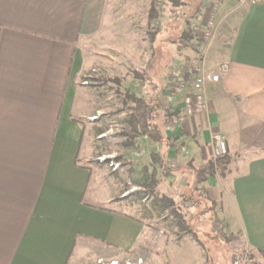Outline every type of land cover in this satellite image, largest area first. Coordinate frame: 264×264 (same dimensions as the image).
Returning <instances> with one entry per match:
<instances>
[{"label": "crops", "instance_id": "crops-1", "mask_svg": "<svg viewBox=\"0 0 264 264\" xmlns=\"http://www.w3.org/2000/svg\"><path fill=\"white\" fill-rule=\"evenodd\" d=\"M148 4L0 0V264H94L144 241V223L122 206L121 179L82 162L90 112L79 113L88 99L76 78L89 66L80 41L114 37L119 46L117 38L137 37ZM230 17L236 23L228 47L215 48V61L207 62L220 80L205 87L204 111L173 132L165 123L170 145L149 141L143 164H151V153L163 155L166 166L179 168V190H187L193 176L186 167L211 161L213 136L223 134L234 168L201 186L216 203L214 216L264 253V1ZM112 21L119 22L114 34ZM166 31L147 44V64L157 55L172 63ZM147 76L155 83L149 69ZM175 176L161 177L156 188Z\"/></svg>", "mask_w": 264, "mask_h": 264}, {"label": "rangeland", "instance_id": "rangeland-1", "mask_svg": "<svg viewBox=\"0 0 264 264\" xmlns=\"http://www.w3.org/2000/svg\"><path fill=\"white\" fill-rule=\"evenodd\" d=\"M223 2L229 4L221 11ZM250 3L251 0H201L200 3L199 0H149L143 8L144 19L139 22L137 37L117 38L122 43L119 46L114 37L80 41L89 66L76 81L84 86L83 94L88 101L80 102L78 108L79 113L90 112V116L85 117L87 133L83 138V146L89 149L85 152L84 160L87 161L82 162L94 168L105 167L117 181L121 179L123 208L139 217L145 225L144 241L139 247L94 264H264V253L251 249L242 241L241 232H230L225 223L214 216L216 203L201 184L198 192L201 196L193 195L197 204L182 200L181 193L189 192V189L179 190L177 176L180 171L168 172V175L176 176L171 182L167 180L170 185L161 188L163 192L156 188L152 194L133 184L131 170L137 169V164L147 163L151 144L145 136L130 138L127 135L129 108L132 106L127 95L133 93L147 98L156 93L161 108V92L171 64H189L198 60L203 68L213 70L207 65L209 60L215 61L212 51L226 49L232 39L236 22L230 14ZM206 22H211L209 36L204 34ZM116 23L119 22L112 21L113 34ZM125 25L130 26V22L125 21ZM165 29L173 43L172 63L166 56L157 55L147 64V44L152 40L156 44L161 41L156 34ZM126 30L123 27L119 32L125 33ZM148 69L156 77L157 92L151 91L146 81ZM230 159L227 153L214 156L211 160L215 163L213 175H224L229 167L233 169L234 165H229ZM208 162L197 169L189 165L186 170L191 169L193 176L194 170ZM156 167L157 177L162 180V170ZM238 168L242 166L238 165ZM192 180L193 177L189 179L191 187ZM163 194L173 200V204L163 202L160 199ZM175 213L187 218L196 237L193 233H181Z\"/></svg>", "mask_w": 264, "mask_h": 264}, {"label": "trees", "instance_id": "trees-1", "mask_svg": "<svg viewBox=\"0 0 264 264\" xmlns=\"http://www.w3.org/2000/svg\"><path fill=\"white\" fill-rule=\"evenodd\" d=\"M175 4V1L174 3ZM139 77V73L135 74ZM147 82L150 86L151 91L157 92V86L147 76ZM152 93V92H151ZM128 100L132 102V106L129 108L130 114L128 119V132L127 135L130 138H137L145 136L149 141L162 144L164 146L170 145V139L164 133V126L167 121V114L164 113L160 108V103L155 94H151L149 97L144 98L142 96H136L133 93L127 95ZM131 144V143H129ZM151 164H137L138 168L131 170L133 184L142 188L144 191L149 193H155V189L160 181L157 177V167L162 170L164 176L168 175V172L179 171L178 166H166L163 155L156 153L150 154ZM215 172V163L210 161L208 164L198 170L193 171L192 187L190 186L189 192H182L181 198L184 202H191L197 204V201L193 195L197 193L198 198L201 196L198 192L201 190L199 186L206 180L208 176H212ZM195 196V195H194ZM160 199L163 202L173 204L167 195H161ZM175 210H173L174 212ZM210 212V211H209ZM177 219V226L181 230V233H193L196 237L195 231L190 227V223L187 222V218L182 214L175 213ZM196 240L200 241L198 238Z\"/></svg>", "mask_w": 264, "mask_h": 264}, {"label": "built area", "instance_id": "built-area-1", "mask_svg": "<svg viewBox=\"0 0 264 264\" xmlns=\"http://www.w3.org/2000/svg\"><path fill=\"white\" fill-rule=\"evenodd\" d=\"M256 2L259 0H251V3ZM210 26L211 22L204 25L206 36H209ZM219 80V72L203 68L198 60H193L189 64H171L161 92V109L167 114L166 129L173 132L186 118L202 113L206 106L205 87ZM213 141L214 156L220 157L227 153L223 134H215Z\"/></svg>", "mask_w": 264, "mask_h": 264}]
</instances>
